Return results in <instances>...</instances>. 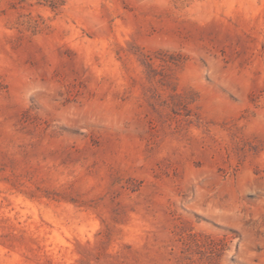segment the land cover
I'll return each instance as SVG.
<instances>
[{
    "label": "rangeland",
    "instance_id": "rangeland-1",
    "mask_svg": "<svg viewBox=\"0 0 264 264\" xmlns=\"http://www.w3.org/2000/svg\"><path fill=\"white\" fill-rule=\"evenodd\" d=\"M0 264H264V0H0Z\"/></svg>",
    "mask_w": 264,
    "mask_h": 264
}]
</instances>
